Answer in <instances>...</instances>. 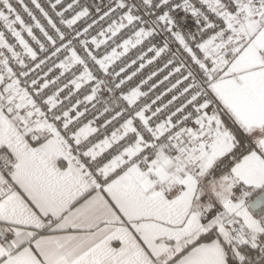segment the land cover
Returning <instances> with one entry per match:
<instances>
[{"label": "snow or ice", "instance_id": "6c2138e0", "mask_svg": "<svg viewBox=\"0 0 264 264\" xmlns=\"http://www.w3.org/2000/svg\"><path fill=\"white\" fill-rule=\"evenodd\" d=\"M0 264H264V0H0Z\"/></svg>", "mask_w": 264, "mask_h": 264}]
</instances>
